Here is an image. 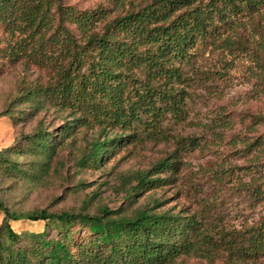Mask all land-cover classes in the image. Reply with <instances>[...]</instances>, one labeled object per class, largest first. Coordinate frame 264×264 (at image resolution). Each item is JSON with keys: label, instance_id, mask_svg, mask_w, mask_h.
<instances>
[{"label": "rangeland", "instance_id": "374dc122", "mask_svg": "<svg viewBox=\"0 0 264 264\" xmlns=\"http://www.w3.org/2000/svg\"><path fill=\"white\" fill-rule=\"evenodd\" d=\"M150 1L62 3L78 12L102 10L105 17L95 22L97 31L104 22ZM235 23L232 39L238 45L216 48L205 38L189 48V61L178 66L185 80L173 84L186 93L179 105L183 118L165 113L159 119L165 136L160 140L144 137L136 124L128 130L103 131L90 122L81 125L78 113L61 108V100L50 94L20 96L22 90L34 84L46 86L54 77L25 59L9 60L4 52L7 35L0 24L1 204L11 212L33 215L93 214L105 207L111 216H130L147 206L157 212L194 214L201 231L213 226L233 235L257 228L264 209L250 197L247 185L264 184V72L260 71L264 49L257 47L251 31L264 32V7ZM68 27L78 33L74 25ZM228 35L226 31L221 37ZM135 76L142 79L141 71ZM67 123L70 127L62 132ZM103 136L121 138L105 147L100 162L82 161L89 142ZM189 142L196 144L192 148ZM158 162L170 166L160 168ZM214 169L223 171L217 183L211 178ZM138 174L155 180L132 189ZM5 223L16 238L7 236ZM41 232L50 243L64 241L73 258L82 248L92 252L102 248L89 243L92 234L77 219L12 221L0 211V264H14L21 257L30 264H48L45 254L51 245L45 247L41 237L32 236ZM221 243L215 235L211 243L197 242V250L180 253L167 264H264V255L240 256Z\"/></svg>", "mask_w": 264, "mask_h": 264}, {"label": "trees", "instance_id": "16d2710c", "mask_svg": "<svg viewBox=\"0 0 264 264\" xmlns=\"http://www.w3.org/2000/svg\"><path fill=\"white\" fill-rule=\"evenodd\" d=\"M263 7L264 0H151L113 17L95 31V22L105 17L102 10L78 12L63 5L62 0H0V24L7 35L4 52L9 60L25 59L54 77L46 86L23 87L20 96L50 94L57 102L61 100V108L78 113L81 125L90 122L103 131L128 130L136 124L144 137L160 140L165 136L159 119L165 113L183 118L179 105L186 93L173 84L185 80L178 66L189 61V48L197 39L205 38H210L216 48L238 45L239 41L232 39L235 20L258 14ZM68 25L75 26L77 36ZM226 31L229 35L221 37ZM251 38L264 49L263 28L252 30ZM261 67L264 72V65ZM138 70L140 80L135 76ZM69 127L67 123L61 131ZM41 136V132L36 133V137ZM118 138L121 136L91 140L82 161L100 162L105 147ZM187 144L193 148L196 143ZM157 165L170 166L163 162ZM222 172L213 170L214 183L221 180ZM136 179L132 189L155 180L139 174ZM251 182L247 185L250 197L264 209V184ZM153 208L136 209L130 216H111L105 207L93 214L33 215L11 212L0 202L3 217L12 221L51 217L68 223L77 219L92 234L89 243L102 247L94 252L82 248L73 258L64 241L50 243L42 238V232L32 234L41 237L43 246L51 245L45 254L48 264H167L180 253L197 250V242L211 243L215 235L240 256L264 255V213L256 222L257 228L229 235L213 226L201 231L194 214L180 215L169 209L157 212ZM4 228L9 238L18 236L7 223ZM14 264L30 263L21 257Z\"/></svg>", "mask_w": 264, "mask_h": 264}]
</instances>
